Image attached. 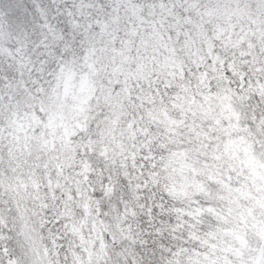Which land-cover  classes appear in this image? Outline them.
Returning <instances> with one entry per match:
<instances>
[{
  "label": "snow or ice",
  "instance_id": "1",
  "mask_svg": "<svg viewBox=\"0 0 264 264\" xmlns=\"http://www.w3.org/2000/svg\"><path fill=\"white\" fill-rule=\"evenodd\" d=\"M0 264H264V0H0Z\"/></svg>",
  "mask_w": 264,
  "mask_h": 264
}]
</instances>
